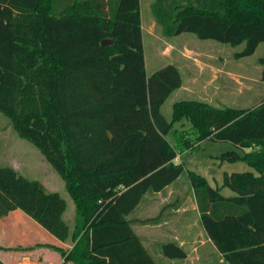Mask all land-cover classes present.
<instances>
[{"label":"trees","instance_id":"1","mask_svg":"<svg viewBox=\"0 0 264 264\" xmlns=\"http://www.w3.org/2000/svg\"><path fill=\"white\" fill-rule=\"evenodd\" d=\"M106 3L0 0V111L42 151L76 206L72 248L55 247L60 264H158L129 216L147 192L162 191L183 174L225 260L264 264V101L235 108L181 99L167 119L162 105L183 83L179 68L170 63L147 75L140 0H119L111 15ZM152 14L165 36L190 32L231 46L245 43L237 57L264 42V0H154ZM260 62L264 81V56ZM184 118L194 142L175 128ZM206 138L246 148L218 158L245 161L258 173L225 172L222 185L213 187L174 162L179 149ZM225 186L235 195H224ZM66 207L40 180L0 166V215L20 209L65 241ZM161 252L187 257L175 242L163 243ZM0 264L7 263L0 258Z\"/></svg>","mask_w":264,"mask_h":264},{"label":"rangeland","instance_id":"2","mask_svg":"<svg viewBox=\"0 0 264 264\" xmlns=\"http://www.w3.org/2000/svg\"><path fill=\"white\" fill-rule=\"evenodd\" d=\"M150 2L151 0H143L142 6L146 74L150 75L172 63L179 68L183 80L182 85L162 105V112L167 119L172 118L174 102L181 99H197L215 106L235 108L253 107L264 101L260 62V58L264 56V42L259 44L252 55L237 57L236 53L245 48V43L231 46L213 39H200L190 32L165 36L152 14ZM175 128L187 131L192 141L195 138L193 131L189 130L191 122L188 119L175 123ZM167 138L173 141L172 132L167 134ZM229 150L243 154L247 149L237 147L231 141L206 138L193 149H179V157L187 169L205 176L213 187L222 185L225 172L251 170L258 173L245 161L229 162L218 158ZM7 165L13 166L30 179L40 180L48 190L57 191L66 198L68 206L65 220H71L74 202L66 189L65 181L42 151L32 141L22 137L10 118L0 111V166ZM181 177L187 179L186 174ZM221 192L227 196L235 195L228 186L223 187ZM147 226V233L141 230L139 232L143 234L148 249L159 264H170L160 255L161 251L157 250L161 241L152 237L153 223L147 222ZM1 255L6 256L2 252Z\"/></svg>","mask_w":264,"mask_h":264},{"label":"crops","instance_id":"3","mask_svg":"<svg viewBox=\"0 0 264 264\" xmlns=\"http://www.w3.org/2000/svg\"><path fill=\"white\" fill-rule=\"evenodd\" d=\"M106 1L108 14H114L119 0ZM153 1L150 2L151 8ZM142 6L143 0H140L143 33ZM208 85L211 84L208 83ZM174 162L183 163L179 155ZM66 202L68 206L67 199ZM75 213L74 202V212L71 215V220L67 222L70 228V236L65 241L59 240L49 232L47 233L46 229L20 209L10 211L6 215H0V258L7 264H60L64 258L55 247L72 248ZM129 217L133 220V227L142 240L143 234L139 230L147 233L148 226L145 220L149 218L154 220L152 222V237L154 240L161 241L158 251H161L162 244L166 242H175L186 250L187 257L185 259H169L163 256L161 252L160 255L162 254L164 260L169 261L170 264H229L202 224L195 188L188 176L187 179H182L180 176L162 191L147 192ZM143 242L145 243L144 240ZM7 247L11 249H6ZM1 252L6 256L3 257Z\"/></svg>","mask_w":264,"mask_h":264},{"label":"water","instance_id":"4","mask_svg":"<svg viewBox=\"0 0 264 264\" xmlns=\"http://www.w3.org/2000/svg\"><path fill=\"white\" fill-rule=\"evenodd\" d=\"M110 42H112L110 39H104V40L102 41L103 44H108V43H110ZM263 176H264V175H263Z\"/></svg>","mask_w":264,"mask_h":264}]
</instances>
